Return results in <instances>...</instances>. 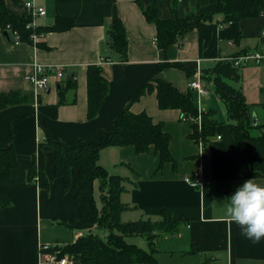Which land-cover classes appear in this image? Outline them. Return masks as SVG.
I'll return each mask as SVG.
<instances>
[{
  "label": "crops",
  "instance_id": "crops-1",
  "mask_svg": "<svg viewBox=\"0 0 264 264\" xmlns=\"http://www.w3.org/2000/svg\"><path fill=\"white\" fill-rule=\"evenodd\" d=\"M29 1L35 9H45L44 17L33 18L36 27H49L57 18L71 19L75 25L65 32L38 35L34 45L14 44L0 29V94L18 92L29 98L24 104L0 111V148L11 142L19 161L11 177L0 180V192L10 204L0 207V264H43V245L71 244L88 233L68 228L79 219L75 202L78 173L72 171L69 190L63 179L55 176L56 150L40 145L48 135L66 142L102 140L160 64L180 63L196 69L199 63L205 71L227 58L264 51V17L223 24L222 17L217 16L205 28L187 34L182 45H171L166 51L158 48L157 27L146 20L140 4L149 7L155 3L160 18L167 20L174 17V8L179 17L195 9L209 14L214 10L209 0H7L6 5L19 17L30 16L26 7ZM114 19L121 20L129 41L128 60L124 62L106 46L107 31ZM95 65L101 67L110 86L97 118L90 120L87 69ZM37 66L55 67L57 72H64L65 78L54 74L49 90L35 98L27 77ZM72 76L77 87L62 98L60 85ZM156 77L173 83L181 92L190 90L191 79L185 71L168 68ZM237 86L250 106L253 124L263 126L264 65H243ZM209 88L210 97L204 100L202 111L215 112L208 106L214 101L227 117L220 97L212 86ZM130 110L137 115L147 113L154 122L163 124L171 136L176 169L166 164L158 171L160 161L153 148L141 155L133 146H112L101 152L100 165L111 175L125 179L126 189L120 200L131 208L122 214L124 222L158 220L162 212L171 219H183L179 233L158 241L168 243L167 252L181 257V264H264V239L253 244L235 222L225 219L226 200L239 186L249 179L264 186V175L253 172L237 153L229 120L220 122L217 136L221 139L214 137L201 159L200 144L191 139L194 126L181 120L180 111L159 109L155 94L142 96ZM263 129L258 133H264ZM251 148L264 157V150L254 145ZM40 149L46 159L49 190L40 189L28 179ZM200 169L204 172L202 186L194 188L189 181Z\"/></svg>",
  "mask_w": 264,
  "mask_h": 264
},
{
  "label": "trees",
  "instance_id": "trees-1",
  "mask_svg": "<svg viewBox=\"0 0 264 264\" xmlns=\"http://www.w3.org/2000/svg\"><path fill=\"white\" fill-rule=\"evenodd\" d=\"M7 0H0V29L9 36L13 43V32H18L20 42L34 45L32 36L51 32H65L74 27L75 22L68 18H57L49 27H37L36 30L27 26L33 21L30 16H17L7 8ZM214 9L209 14L195 9L184 17H179L174 8V17L161 19L157 5L149 7L140 4L146 20L157 27V46L166 51L171 45H182L183 38L198 29L205 28L217 16L220 23L240 24L246 19L264 17V0H209ZM10 26V30L8 29ZM106 46L117 55L119 60H128L129 41L125 26L120 19H114L107 31ZM110 59V58H109ZM168 68L185 71L192 79L195 69L186 68L184 64L168 63L158 65V71L144 82V85L130 98L126 110L112 123L111 132L102 140L87 142L74 140L66 142L58 137L47 136L44 145L55 148V169L57 178L64 181L69 190L73 183V170L78 173L77 194L75 202L78 206L79 219L68 228L76 231H87L84 236L67 245H55L48 253L58 254L59 258L69 256L76 264H160L155 255L158 241L165 236H173L181 231L184 220H175L162 212L158 220L143 218L137 221H122V214L131 208L124 204L120 197L125 191V179L111 175L100 165L101 152L112 146L126 148L133 146L138 155L150 153L154 149L159 158L158 171L166 164L176 169V161L170 151L171 136L165 131L162 123H156L147 113H132L131 105L140 101L147 94H155L161 110H178L182 116L197 118L196 97L190 89L181 92L173 83L156 77L157 73ZM241 68L235 67L231 61H219L212 69L203 71V81L220 97L232 125V137L235 140L237 153L250 166L253 172L264 175V157L255 153L253 145L264 150V133L254 135L263 126L253 124L250 106L246 102L242 88L237 84L241 79ZM88 118L94 120L98 111L109 94V83L103 76L100 66H89L88 69ZM75 77H68L65 85H60L63 98L68 90H75ZM210 89V88H209ZM28 96L18 92L0 94V111L10 106L24 104ZM62 101V100H61ZM62 103H65V101ZM44 127V125L42 124ZM191 139L197 144L203 142L205 152L212 146L214 137L222 124L216 119L215 112L203 113L202 127L193 125ZM19 161L14 147L10 145L0 148V180H8L11 173L18 167ZM46 159L40 149L37 158L28 171L30 182L37 183L43 190H49L50 179L45 173ZM7 197L0 192V207H9ZM94 230V231H93ZM133 238H144L149 250L142 249L131 243Z\"/></svg>",
  "mask_w": 264,
  "mask_h": 264
},
{
  "label": "built area",
  "instance_id": "built-area-1",
  "mask_svg": "<svg viewBox=\"0 0 264 264\" xmlns=\"http://www.w3.org/2000/svg\"><path fill=\"white\" fill-rule=\"evenodd\" d=\"M26 7L29 10V14H31L32 18L38 17H44L45 9L44 8H34L32 2H27ZM28 29L36 30V24L33 20L31 23L27 26ZM8 29L10 30V26H8ZM39 34L32 36V41L35 44L36 38ZM12 38L14 39L13 43L18 44L20 42V36L18 32L12 33ZM230 45H233L232 42L229 43ZM226 60H230L233 62L235 67L241 68L243 65H249V64H257V65H264V51H255L254 53H246L239 57H232L227 58ZM225 60V61H226ZM35 73L32 76L27 77V81L29 83V86L31 87L33 91V95L35 98H38V95L42 92H47L49 90L50 85V79L55 74L59 79H64L65 74L64 72H57V69L55 67H43V66H37L35 68ZM203 70L200 68L199 63H197V67L194 71L193 77L191 79L190 89L194 92L196 97V107L197 111H199V115L197 118L193 117H186L185 115L181 117V120L184 122H191L193 125H198L200 128L202 127V115H203V102L205 99L209 98L210 91L209 86L206 82L203 81ZM217 139H221L220 136H217ZM200 145V153L201 159L204 158L205 149L203 142L199 143ZM203 170L200 169L198 171L194 178L189 181V183L194 188H200L202 186V177H203ZM53 246H42L41 251V257L43 264H74V260L71 259L69 256H64L62 258H59L58 254L54 253H48V251Z\"/></svg>",
  "mask_w": 264,
  "mask_h": 264
},
{
  "label": "clouds",
  "instance_id": "clouds-1",
  "mask_svg": "<svg viewBox=\"0 0 264 264\" xmlns=\"http://www.w3.org/2000/svg\"><path fill=\"white\" fill-rule=\"evenodd\" d=\"M226 201L225 219L235 222L253 244L260 243L264 239V186L249 179Z\"/></svg>",
  "mask_w": 264,
  "mask_h": 264
},
{
  "label": "rangeland",
  "instance_id": "rangeland-1",
  "mask_svg": "<svg viewBox=\"0 0 264 264\" xmlns=\"http://www.w3.org/2000/svg\"><path fill=\"white\" fill-rule=\"evenodd\" d=\"M208 106H210V108L212 109V111L214 110L216 113V119L221 122V121H225V123L227 122V117L225 116L223 107L218 108L217 105L213 102H210L208 104ZM261 130V129H260ZM264 132V129H263ZM254 135L260 134L258 133V130L255 131L253 133ZM125 218H122V221L124 222ZM131 243L137 244L138 246H140L142 249H146L149 250V246L146 243L144 238H133L131 240ZM166 244L168 243H159L156 247L157 250V254L155 255V258H157L158 262H160V264H181L183 263V260L181 257L176 256H172L167 252V246Z\"/></svg>",
  "mask_w": 264,
  "mask_h": 264
},
{
  "label": "bare ground",
  "instance_id": "bare-ground-1",
  "mask_svg": "<svg viewBox=\"0 0 264 264\" xmlns=\"http://www.w3.org/2000/svg\"><path fill=\"white\" fill-rule=\"evenodd\" d=\"M226 61H230V60H226ZM226 61H225V62H226ZM230 62H231V61H230ZM209 91H210V89H209Z\"/></svg>",
  "mask_w": 264,
  "mask_h": 264
}]
</instances>
